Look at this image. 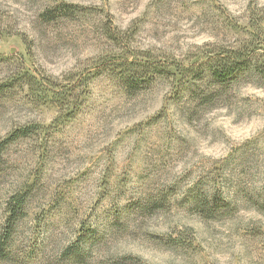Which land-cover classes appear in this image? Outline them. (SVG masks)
Listing matches in <instances>:
<instances>
[{
  "label": "rangeland",
  "instance_id": "obj_1",
  "mask_svg": "<svg viewBox=\"0 0 264 264\" xmlns=\"http://www.w3.org/2000/svg\"><path fill=\"white\" fill-rule=\"evenodd\" d=\"M57 4L74 6V17H41ZM261 8L264 0H0V85L9 83L0 141L38 128L3 153L0 264H264V86L241 78L205 105L207 83L194 84V97L164 81L129 97L103 76L63 123L22 85L26 72L47 86L85 68L107 48L105 23L134 49L186 65L204 45L232 44ZM204 190L220 193L216 219L190 210L188 198Z\"/></svg>",
  "mask_w": 264,
  "mask_h": 264
},
{
  "label": "trees",
  "instance_id": "obj_2",
  "mask_svg": "<svg viewBox=\"0 0 264 264\" xmlns=\"http://www.w3.org/2000/svg\"><path fill=\"white\" fill-rule=\"evenodd\" d=\"M74 8L57 4L47 8L41 17L48 21L69 19L75 15ZM100 32L107 48L101 55L86 60L87 66L82 70L69 72L62 81L53 78L47 86L41 78L29 72L24 74L26 80L22 85L26 87L28 96L56 108L63 123L77 114L91 82L103 76L119 83L123 93L129 97L139 94L157 81L167 82L172 88L183 89L194 97V84L207 83L200 96L205 105L226 96L241 78L250 77L259 86H264V8L250 13L247 26L239 30L232 44L204 45L194 60L186 65L134 49L126 34L108 23L102 25ZM7 84L0 85V96L5 95ZM37 130L35 125L24 126L12 130L0 141V168L5 149L31 138ZM219 194L218 191L204 190L202 194L192 195L188 198L190 210L202 219H216L215 204ZM12 201V213L18 214L25 201L19 197Z\"/></svg>",
  "mask_w": 264,
  "mask_h": 264
}]
</instances>
